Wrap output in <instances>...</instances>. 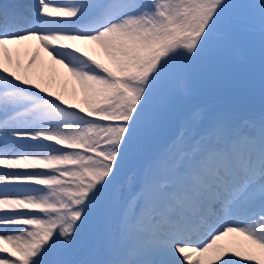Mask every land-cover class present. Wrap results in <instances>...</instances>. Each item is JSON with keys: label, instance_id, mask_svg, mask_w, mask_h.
Listing matches in <instances>:
<instances>
[{"label": "rangeland", "instance_id": "rangeland-1", "mask_svg": "<svg viewBox=\"0 0 264 264\" xmlns=\"http://www.w3.org/2000/svg\"><path fill=\"white\" fill-rule=\"evenodd\" d=\"M154 6L156 11L151 19L149 9ZM135 11L137 16L135 30L138 31V27L147 23L155 30L151 33L138 31L139 40L130 47H128L130 44L121 45V52L125 51L124 55L133 56V62L131 61L132 64L129 67L123 66V60L119 64L115 62L118 66L115 64L114 68L113 64L109 65V69L113 68L112 72L116 76L127 69L130 71L129 80L133 82L130 90L122 89L112 82L109 76L103 79L110 83L106 85L101 82L102 85L97 86L96 89L107 91V96L99 111L91 112L89 115L98 122L89 121L93 124L86 126L89 128L88 133L82 131L84 128L65 132L59 125L52 122L45 123L38 130L39 136H43L44 133L50 134L53 140H58L61 144V146L42 148L49 155L48 162L50 164H56L57 161L64 164L75 162V169L80 175L79 181L93 192V201L101 205V212L96 220L78 221L84 234L62 236V242L57 243V248L49 250V256L53 257V260L45 264H62L63 257L70 255L72 259L81 254L79 250L73 248L76 243L86 248L81 256L87 258L98 250L106 255L116 247H129L136 252V255L124 253L123 260L129 264H144L137 259L139 255L148 248L161 246V243L146 241L140 234L146 233L150 237L159 238V241L162 238L135 222L132 215H125L126 209L118 203V186L126 178L134 175L138 184L143 183L154 193L158 188H163L168 193L176 192L177 187L173 183L162 182L153 173H166L168 180L172 181L169 167L173 166V170L178 174L182 175L186 172L188 175L190 170L186 163L188 159H184L186 155L176 151L175 148L183 147L194 140L193 133L217 126L224 129L226 126L236 125L246 119L248 123L254 124L248 127L247 123H244L246 126L239 130L232 126L227 131L229 141L235 139L238 132L239 134L242 132L247 141H250V137H254L253 146L249 144L253 149L249 156L247 152L242 153L235 142V145L229 144L228 151L220 140H216L212 153H206L205 146L197 142L196 147H190V154L197 157L201 163L199 174L207 178L209 188L211 184L215 197V199L210 198L211 202L205 209V217L209 219L207 228L213 226L222 231L227 214L238 207L232 206L230 193L233 188V174L236 173V179L240 181L246 171L240 161L246 160L249 168L250 164L257 159L253 155L258 146L257 132L261 130L259 129L261 124L264 130V115H261L264 113V0H144ZM24 23L28 26L26 25V29L19 33L32 32L36 26V23L31 22L30 17L25 19ZM116 60L119 61V59ZM65 80L64 78L61 83L55 81L51 88L56 89L59 94L66 91L67 96L71 95L75 99L76 111L79 114L88 115L80 106V100L83 97L78 88L74 87L72 91V85L67 82L65 86ZM51 108L54 107L51 106ZM137 127L150 132L156 140V147H152L149 152H147L148 144ZM81 136H84L85 140L79 139ZM216 136L217 133L214 131L212 137ZM99 145H106V149H96ZM72 147H76L84 154L68 155L66 149ZM160 149L161 164L157 162V151ZM218 157L226 161L232 160L236 170L233 167L229 168L228 163L225 164L227 169L218 166L216 161ZM178 161L180 162L177 163ZM261 165L258 168L260 174L264 172ZM61 176L57 173L23 175V177L34 178L30 187L13 190L9 194L12 199L0 201V208L6 211L30 208L37 210L38 213H13L1 216L0 221L22 218L36 226L38 219L43 218L45 223L41 226L47 229L53 226L56 218H63L65 222L60 223L61 228L69 229L68 222L76 221L73 213L59 210L60 207L67 208L69 205L63 201L59 203L56 201L59 197L51 186L44 188L43 185H37L61 182L63 180ZM209 178H214L218 182L213 183ZM221 181L227 185L221 187ZM134 185L137 184L134 183ZM191 186L202 189L207 185L204 180L195 179ZM128 188L125 182L124 190L121 192L122 197ZM196 188L193 192L200 193ZM135 189L139 191L138 187ZM253 189L257 192L264 190L259 184ZM176 194L185 202L189 199L188 196L177 192ZM237 194L235 193L233 200L237 199ZM2 195L6 196V194ZM29 195H33L32 199L26 198ZM225 195L229 199H222ZM56 197L58 198L55 199ZM262 197L264 194L258 198ZM139 198L148 201L150 199L146 195H140ZM172 200L174 201L172 205L178 214H169L165 210L164 212L174 222L175 229L180 231L181 226L187 228L189 223L193 229H197V233L208 238L209 229L199 227L204 220L176 204L174 198ZM226 202L231 205V208H226ZM263 206L264 203L261 207ZM111 215H115L113 223L118 224H116V232L125 236L131 233L134 238L110 241L108 227L111 223L109 219ZM124 215L128 223L120 225V217ZM184 215L190 220L187 221L188 223L186 219H183ZM238 215L240 217L242 214ZM158 218L159 215L155 213L144 217L150 223H154V220ZM27 227V230L34 229L30 225ZM92 227H96L99 231L94 245L88 244L85 239ZM43 232L40 231L38 234ZM189 232V235L195 239L196 234L192 233V228H189ZM3 239L4 242L0 243V261L3 263L39 264L42 262L37 258L23 259L22 255L9 244L7 238ZM227 242L229 249L236 246L235 237H231ZM108 246L112 248L109 249ZM189 248L192 250V247ZM223 251L226 254L230 252L227 249ZM4 252L8 255L4 256ZM251 256L248 254V257ZM76 259L69 264H75ZM189 261L190 258H184L176 261L175 264H188Z\"/></svg>", "mask_w": 264, "mask_h": 264}, {"label": "bare ground", "instance_id": "bare-ground-1", "mask_svg": "<svg viewBox=\"0 0 264 264\" xmlns=\"http://www.w3.org/2000/svg\"><path fill=\"white\" fill-rule=\"evenodd\" d=\"M13 1L7 0L11 5V11H7V7L4 11L0 8V201H10L12 198L9 194L13 190L30 187L34 178H32L33 176L23 177L25 174H61L63 177L61 182H53L50 185L38 183L37 185H43L44 188L51 186L55 189L59 197L55 198H58L56 201L58 203L63 201L69 205L67 208L60 207L59 210L73 213L76 221L70 220L68 222L70 228L67 230L61 228L60 223L65 222L63 218H56L53 226L47 229L41 226L42 223H45L43 218L38 219L36 226L22 218L0 221V242H4L3 238L6 237L9 244L22 255L23 259L37 258L42 261L39 264H45L53 260V257L49 256V250L57 248V243L62 242V236L71 237L75 234H84L78 221L96 220L101 212V205L99 202L93 201V192L79 181L80 175L75 169V162L70 164L60 161H57L56 164L48 162L49 155L45 150H42L43 147L37 145L46 137L39 136L38 130L45 123L52 122L59 125L65 132L84 128L82 131L88 133L89 128L86 126L93 124L89 121L98 122L97 119H93L89 115L91 112L99 111L105 96H107V91L96 89L97 86L102 85L101 82L106 85L110 83L103 79L109 76L112 82L125 90H130L133 84L129 80L130 71L128 69L117 76L112 72L115 62L119 64L123 60L125 67H129L133 62V56L124 55L125 51L121 52V45L130 44L128 46L130 47L139 40L138 31L151 33L155 28L152 29V25L147 23L138 27V31L134 29L137 27L135 26L137 17L135 9H138L144 0H30V5L26 9H30L28 15L31 22L36 23V26L32 32L19 33L28 25L24 23L25 19L16 13ZM155 11L156 6L149 9L151 19ZM110 64H113L112 69H109ZM116 66L118 65L116 64ZM64 78L66 79L65 86L69 82L73 87L72 91H74V87L78 88L83 97L80 100V106L88 115L76 112V101L71 95L67 96L66 91L59 94L56 89L51 88L55 81L61 83ZM26 87L30 89L27 93L24 92ZM45 97H50V101L46 103ZM14 107H19L20 110L17 113H9ZM244 123H247L248 127L254 125L248 123L246 119L244 122L230 127L226 126L224 129L220 126L211 127L209 130L204 128L199 133L192 134L194 140L189 141V144H185L183 147L176 146V151L186 155L184 159H193V161H188H192L196 165L189 163L188 166L194 173L183 174V177L171 166L169 168H171L172 181L168 180L166 173H153V175L162 182L173 183L177 187L175 191L178 194L189 195L188 192H193V189L196 188L191 186L195 179L205 181V178L195 173L199 170L200 165L197 166V158L190 154V147H196L197 142L205 146L206 153H212L216 140H220L228 151L229 144L235 142L242 153L247 152L249 156L253 150L249 144L253 146L254 137H250V141H247L244 139V134L238 132L237 137L229 141L227 132L232 126L233 128L237 127L238 130L243 129L246 126ZM262 128L261 124L259 127L261 130L256 129V131L258 130V148L255 149L253 157L257 159L250 164L249 168L246 160L240 161V164L246 169L240 181L236 179V173L233 174V188L230 193L232 194V206L238 207L229 211L222 231L213 226L207 228L209 219L207 220L203 213L200 216L204 223L202 221L199 227L209 229L208 238L197 233L195 228H192V233L196 234L195 239L193 236L176 231L174 222L161 211L178 214L171 205L174 202L172 198L175 199L176 204L186 208L173 193L165 192L166 190L163 188H158L154 193L143 183L138 184L134 175L121 182L118 186L117 196L119 205L126 209L125 215H132L135 222L142 224L151 233L158 234L161 238H168L159 241V238L155 237H142L146 241L160 242L161 246L144 250L142 255L137 258L140 263L166 264L168 261L165 259L166 257L171 255L176 257L175 253L181 252L179 253L180 257L170 264H175L176 261L184 258H190L188 264H264V206L261 207L264 197L258 198L264 194V190L257 192L253 189L257 184L264 189V172L260 174L258 170L260 164H262L261 169L264 168V130ZM137 130L148 144L147 152L152 147H156V140L150 132L140 127H137ZM214 131L217 133L215 138L212 137ZM79 139L85 140L84 136ZM50 146L58 145L49 143L47 147ZM105 147L106 145H99L96 146V149L105 150ZM66 151L68 155L84 154L79 150V152L72 149H66ZM157 153V162L161 164V149ZM145 157H147L146 153ZM216 161L218 166L226 169L223 158L218 157ZM76 176H78L77 179ZM210 180L213 183L218 182L214 178ZM125 182L129 188L126 189L124 197H122L121 192L124 190ZM205 183L208 187L203 186L201 190L198 187L196 190L200 193H193L198 199H204L208 205L211 202L209 198L214 197V193L211 185L209 188V183L207 181ZM225 185L227 184L222 182L220 186L225 187ZM136 187L139 188V191L135 189ZM235 193H238L237 199L233 200ZM2 194H6V196ZM33 195L26 196V198L32 199ZM140 195L150 197L149 201L139 198ZM227 198L228 196L225 195L222 199ZM162 200L169 205H163ZM226 208H231L227 202ZM13 213L36 214L38 211L30 208L6 211L0 208V217ZM153 213L159 215L154 223L144 219L145 216ZM238 214L242 215L239 217ZM125 215L120 217V225L128 223L127 219H124ZM236 215L239 218H232ZM109 219L111 221L108 227L110 241L134 238L131 233V235L125 236L116 232L117 222L113 223L115 215H111ZM28 225L34 229L27 230ZM40 231L44 232L38 234ZM98 233V229L92 227L90 233L85 237L87 243L94 245ZM231 237L236 238V246L229 249L227 241ZM189 247H192V250H189ZM73 248L79 250L81 254L72 259H70V255L63 257L62 264H69L76 258L78 259L75 264H129L123 260L124 253L136 255V252L129 247H116L109 254L104 255L102 251L98 250L87 258L81 256L86 251V248H82L81 244L76 243ZM108 248L111 249L112 246H108ZM223 249L230 252L226 254ZM248 254L252 256L248 257ZM13 261L15 262V260ZM0 264L7 263L0 261Z\"/></svg>", "mask_w": 264, "mask_h": 264}]
</instances>
